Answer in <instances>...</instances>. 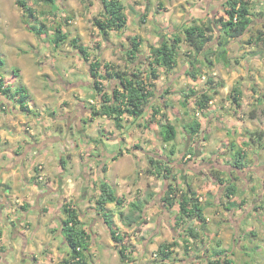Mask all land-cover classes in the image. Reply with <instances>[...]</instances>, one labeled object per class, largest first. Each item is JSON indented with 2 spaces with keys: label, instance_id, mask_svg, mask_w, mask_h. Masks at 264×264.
<instances>
[{
  "label": "rangeland",
  "instance_id": "obj_1",
  "mask_svg": "<svg viewBox=\"0 0 264 264\" xmlns=\"http://www.w3.org/2000/svg\"><path fill=\"white\" fill-rule=\"evenodd\" d=\"M120 1L126 8L127 26L122 30H112L105 34L93 24L94 19L99 18L102 11L98 0H55L53 4H45L39 0H26L27 7L25 8L19 6L16 0H0V58L4 62V64H0V75L4 77L5 85L12 88L24 83L28 85L29 94L33 99L31 105L35 108L33 110L38 113L43 112L44 119L47 118L48 121V116H52L53 120L50 126L56 131L54 135L60 136L62 140L57 138V141L52 142L55 147L54 152H57L56 155L58 152H62V155L58 156L53 162L54 169L51 172L46 171L45 167L47 170L48 167L43 164V180L38 179V166L42 164L40 162V164L35 163L32 168L34 173L30 180L31 184L42 192L47 189L50 190L43 193V196L48 195L46 202L50 201L54 210L49 214H45L47 210H41V215H39L42 220L46 219L45 224L51 223L56 218H58V223H61L63 218H65L66 214L62 207L55 212L56 208L58 210L56 206L58 201H70L74 204L79 211L82 224L93 226L96 222V217L97 221L98 219L102 221V218L96 216L93 212L96 205H94L92 199L99 192V183H101L103 173L99 169L98 162H95L89 168L87 167L90 171L89 173H87V170L84 171V167L87 166L84 158H87L85 153L88 146L83 139L84 128L78 124L75 118L73 119L75 104H85L91 107L92 104L98 106L97 98L94 97L95 91L91 89L93 79L89 74V61L91 59L99 60L102 71L104 70L103 64L105 62H111L123 70L136 66L146 71L147 59L145 60V58L149 48L158 46L163 35L172 40L170 37L174 32L182 28L183 25L196 21L201 15L188 10L200 4V1L206 5V0ZM260 2L261 0H249L252 20H255L254 18L256 17H260L263 20L264 3L260 4ZM139 3L144 8H147L144 17H141V13L135 9ZM28 8L33 11V16ZM214 14L217 16L223 15L222 6L220 9L217 8ZM211 15L212 13L208 16H203L205 17L203 20L206 21ZM256 24L258 29H255L256 26L250 27V32L243 36L244 44L250 37L254 38L258 30L262 31L264 29L261 23H255L254 21V25ZM37 27L42 28V33L36 32ZM57 28H60L67 37L55 45L53 39ZM134 35L141 43V54L138 56L137 62L136 60L131 62L127 57V49L130 47L131 42L130 38ZM73 38H77L78 44L87 48L89 61L84 60L79 54L72 43ZM246 44L250 45V43ZM257 45L259 46V52H263L264 48H261V44L258 43ZM237 49L234 46L232 51L228 52L229 58H242L241 55H238L240 53ZM195 55L196 53L190 49L188 44L182 42L177 54L176 67L170 71H166L162 67L159 68L160 78L156 80V96L153 99V105H163V113H160L154 121H150L151 108L149 107L146 108V112L140 118L124 117L122 121L123 129L120 134L122 140L121 138L118 140L106 139H114L110 133L111 126L116 128L114 121L110 123L104 118H98L99 121L93 122L87 119L85 125L89 130L91 129V132L89 131L90 138L97 139L102 134L106 137L100 136L99 138L103 142L101 147L107 152H118L120 148L124 147V139H128L130 145L125 149L128 152L132 151L140 154V159L135 155L136 163L139 165L128 179V185L132 182L131 186L125 187L118 184L119 190L126 193V206L124 209L127 210V204L129 203L127 201H129L130 197L142 194L141 192L144 190L152 191L155 188V192L158 195L162 193L161 180L157 178L158 176L153 177L151 173L147 172L150 168L148 161L150 155H155L157 158L161 156L165 159L170 156V160L175 161L173 169L175 168V173L179 179L181 177L182 181L178 184V188L185 187L182 177L189 175L188 180L191 183V187L195 190H202V197L204 198L201 201L206 207L205 213L209 220L203 230H199L201 226L194 223L195 227L201 231V240L187 238L183 230L184 226L175 224V216L178 213L177 204L174 207L165 205L160 207L162 202L159 197L158 203L160 206H154L157 201V195L152 208L146 212L147 217L145 216L143 220L146 219L152 223L150 228L155 231L153 236L157 239V242L161 239L168 242L173 240L178 242V245L173 248L170 260L164 264H207V260L213 258V251L217 248L226 250L223 258L230 259L232 264H264V189H260V179L256 176L254 182L246 186L251 189L250 192H245L243 189L244 181L236 180L238 187L237 199L230 201L225 195L226 190L223 189V186L214 183L208 174V172L217 170V174L221 177L225 179L229 177L230 169H224V167L229 162H232V149L234 147L232 145H235L234 150L240 149L248 154V158H246L248 164H252L256 156L261 159L264 158V151L261 145L256 147V149L248 145L252 137L256 138V132H264V105H258L255 100L251 101L248 99L249 105H245L246 108H243L241 107L242 101H239L240 98H236V100L231 96V91L230 93L219 94V89L225 86H227L228 90H231L235 81L233 84L230 82L226 83L220 76L218 78V76L212 74L216 68L224 70L222 67L224 64L216 61L213 55L211 59L214 60L216 66L214 64L211 68L202 56L195 57ZM195 59L198 61L195 62ZM138 61L144 64H138ZM191 61L196 63L198 70V77L194 80L186 75V72L192 70ZM208 78H212L214 84H208ZM221 83L223 86L220 85ZM104 84L107 87L110 86L108 81H104ZM208 87L213 88L212 90L210 89L211 93H213V101L209 102L205 111H201L197 108L194 97L187 98L186 92L193 88L196 93H199ZM167 88H170L169 94L166 95L165 102H162L159 97ZM214 90L215 92H213ZM44 93L50 94L48 100H43L40 97ZM72 98L77 103L71 104ZM89 98H92L93 103L88 100ZM45 100L49 101V103L46 104ZM237 102L239 105H237ZM165 104H167V107H165ZM52 109L54 110L53 112ZM79 109L80 107L76 108V111H79ZM69 111H72V113H69ZM4 113L5 110L0 111V115ZM32 116L33 114L24 116L27 125L32 121ZM228 116L236 120H246V123L252 124L251 129L245 125L241 134L233 135L232 132L227 133L225 129L227 128L228 120H230ZM165 120L174 124L177 130V135L172 142L176 148L174 156L169 154L172 145L165 144L161 138V123L165 122ZM192 120L199 121L202 126L200 131L193 136V139H190L191 136L188 134L187 126ZM22 122L24 121H20V123ZM41 127L43 128V123H41ZM115 130L119 131V129ZM242 139L247 143H242ZM186 146L189 147L192 154L187 157V160L184 159ZM194 150L197 154L196 160L199 157L198 162L202 167L190 169L185 164L187 161L194 160ZM201 150L205 151L202 157H200ZM255 151L258 152V155ZM93 154L96 157L99 156L98 146H95ZM61 158L65 161L64 167L61 166ZM199 172L200 174H198ZM116 174L117 171H115ZM231 175L234 176L237 173L233 172ZM87 176L90 177L88 182L92 179V186L87 185ZM112 179L113 177L111 181H113ZM60 184L63 191L62 200H59L58 195L53 194V190L55 191L53 188L56 187L58 189ZM68 188H73V192L71 193L69 190L66 192L65 189ZM84 194L88 195V197L86 198ZM216 194H219V196L216 197ZM37 195V193L32 195L30 202L33 203L29 202L28 206L32 204L35 206L36 202L40 201V199L36 200ZM215 201H219V206L215 207ZM242 201L243 203L241 204ZM10 204L15 206L16 209L13 210V206L11 207L8 214L12 216H9L8 219L11 217L21 219L24 212L27 211V206L22 208L18 201H11ZM42 205H45V203ZM237 209L239 210L237 211ZM114 218L121 231H126V237L128 234H133V230H126L124 223L122 227L119 214H116ZM103 226L101 222V229L98 230L99 234L97 235L96 258L93 257L92 253L86 252L88 264L112 263L114 248L108 247V243L112 244V242L108 231ZM51 232L56 235L58 233L57 227ZM150 237L152 239V236ZM143 238L141 236L140 239H131L134 241L132 242L129 236L128 242L130 241V243L128 247L130 251L139 252L142 248L141 244L138 249L136 248L135 250L134 248L137 243H141L140 241ZM185 239L189 240L188 244H186ZM61 241L64 243L65 240H60L59 237L58 250L63 252V254L59 255L52 264H58L63 258L69 256V249L62 250L63 243ZM94 245L88 241L89 249H94ZM150 245L153 247V251L148 252L147 264H153V262L154 264H163L159 263V257L154 255L158 243ZM105 253L111 256L107 258ZM133 257H135V254ZM106 258L107 263H105ZM15 261H17L16 264H25L14 256L13 262ZM27 264L32 263L28 261ZM115 264L121 263L118 261Z\"/></svg>",
  "mask_w": 264,
  "mask_h": 264
},
{
  "label": "trees",
  "instance_id": "obj_2",
  "mask_svg": "<svg viewBox=\"0 0 264 264\" xmlns=\"http://www.w3.org/2000/svg\"><path fill=\"white\" fill-rule=\"evenodd\" d=\"M45 4H53L55 0H39ZM101 6V14L99 18H95L93 24L103 33H107L112 30H122L127 26V15L125 13V5L120 0H98ZM16 3L25 8L27 7L26 0H16ZM223 9V15L217 16L211 15L206 21L201 18L196 21L183 25L168 39L162 36L158 46H152L146 54V71L142 68L133 66L131 69H120L117 65L111 62H105L103 64L104 70H101V62L97 59H91L89 61L88 50L85 46L78 44V39L73 38L72 43L77 48L79 54L86 61H89V74L93 79L92 89L95 91L94 97L97 98L98 106H92L91 115L96 117L99 115H105L108 118L114 120L115 126L119 129L123 127V118L128 116L132 119L140 118L146 112V108H151L150 121L157 119L156 117L163 113V105H153V99L156 96V80L160 78L159 68L162 67L166 71L173 70L177 65V54L182 42H186L190 49L196 53L195 57L202 56L209 65L213 67L215 62L211 59L212 55L216 61L222 62L224 65L229 63V44L233 39H241L246 33L250 32L252 23L250 3L249 0H225L221 5ZM220 9V7L218 8ZM30 14L33 16V11L28 8ZM145 15L142 14L141 17ZM201 20V22H200ZM44 26V25H43ZM42 28H36L37 33H42ZM67 35L60 30L56 29V34L53 39L55 45L63 41ZM130 47L127 49V57L134 62L138 59L140 53V40L134 35L132 36ZM253 39V40H252ZM261 43L264 48V32L260 31L254 38L250 37L246 43ZM210 57V58H209ZM198 61L197 59L194 60ZM190 62L192 70L186 72V75L190 76L193 80L198 77V70L196 63ZM0 64H4L0 58ZM138 64H144L138 61ZM104 81H108L109 87L105 86ZM208 84H214L212 78H208ZM220 85L223 86L221 83ZM170 89V88H169ZM168 88L159 97L160 101L165 102V97L169 94ZM210 89L204 88L201 92L191 88L186 92L187 98L193 96L195 104L198 109L205 111L208 108V104L212 99L213 93ZM215 92V90L213 91ZM0 93L9 98H15L19 104V107L23 111H28L29 93L24 85L15 86L12 88L5 85L0 75ZM231 96L235 99L239 98L240 89L234 86L231 90ZM236 99V100H237ZM236 105V104H235ZM237 105L238 102H237ZM167 107V104H165ZM202 124L199 121L192 120L188 124V134L193 139ZM160 134L162 141L165 144H171L172 147L169 150L170 155H175L176 148L172 144L174 141L177 130L174 124H171L167 120L161 123ZM264 138V132H256V138L252 140L259 141L260 145L264 148L262 139ZM96 142V140H94ZM195 152V151H194ZM191 153L190 149L184 152V157ZM122 152L112 153L109 158L116 160ZM194 155V153H193ZM150 168L147 172L152 175L162 177L167 180V187L161 195V201L167 207H173L178 204V213L175 216V224L177 226L188 225L193 219H197L201 223H205V216L203 213V203L199 200V196L188 185L187 190L180 191L177 187L176 176L173 174V162L170 160V156L167 159L161 156L157 158L155 155L148 157ZM99 163V162H98ZM233 170L242 171L248 168V162L246 161V152L240 149H236L233 153V159L231 162ZM61 166H65V161L61 158ZM230 167L228 164L224 167L227 169ZM102 173L106 171L105 163L99 166ZM213 178L220 185L225 186L228 199L234 196L238 192L236 180L240 179L238 175H229L227 179L217 174V170L211 172ZM260 184L264 189V172L259 174ZM166 186V185H165ZM151 198V193L146 197ZM96 202V210L102 216V222L104 223L114 245L118 248L121 262H125L128 259L126 251L128 246L125 242L126 234L120 233L114 225L111 218L110 210L107 209V204L114 203L115 206L120 207L123 204V198L117 196L112 186L107 180L99 184V192ZM243 201L241 202V204ZM63 211L66 216L61 221V229L65 243L69 249V256L63 258L58 264H88L86 252L89 251L88 239L90 234L82 226L80 214L77 207L70 201L62 203ZM143 205L141 201L129 203L128 211L123 214L120 212L121 218L129 226L141 225L143 220ZM190 226L184 227L187 238L198 239L199 232ZM186 244L189 240L185 239ZM178 242H161L156 249V254L162 261L168 259L173 251V247L177 246ZM219 246V244H218ZM189 247V245H188ZM187 248V245H186ZM214 256L207 260V264H232L230 259L223 258V254L226 252L223 248H217L214 251Z\"/></svg>",
  "mask_w": 264,
  "mask_h": 264
},
{
  "label": "crops",
  "instance_id": "obj_3",
  "mask_svg": "<svg viewBox=\"0 0 264 264\" xmlns=\"http://www.w3.org/2000/svg\"><path fill=\"white\" fill-rule=\"evenodd\" d=\"M224 1L225 0H206V5L205 3L203 4L202 1H200L201 2L200 4L195 5L188 11H193L192 13H195V14L200 13L201 15L199 17L201 18V20H203L205 18L203 16H208L210 13H212L213 15V13H215V10L221 7ZM262 3H264L263 0H261L260 4ZM258 7L261 8V6L259 5ZM135 9L136 11L141 13V16L142 14L146 15L145 10H147V8H144V6H141L140 3L136 6ZM254 19L255 20H252L251 27L256 26L255 29H258L257 24L254 25V21H255V23L257 22L261 23L263 26L262 28H264V16H263V20H261L260 17L259 18L256 17ZM260 31L261 30H258L257 34ZM262 31L264 32V29ZM242 39L243 37L241 39H233L229 44V53L232 51L234 46H236V48H238L237 50L240 53L238 55H241L242 58H237V57L229 58V63L227 65L222 66L224 70L221 68L220 69L216 68L212 72V74L215 76H218V78L220 77L223 78L226 83L230 82L231 84H233L235 81L234 85H232V88L234 86H237L240 89V94H239L240 100L239 101H242L241 107L244 108L245 105H249L247 101L248 99H250L251 101L255 100V102L258 105H264V51L259 52V49H258L259 46L256 43H254V41L253 43L251 42L250 45H247L246 43L245 44L243 43ZM1 77H2V80H4V77L3 76ZM20 85H24L27 88V91L29 93L28 85H26L25 83L20 84ZM231 90H228L227 86H225L224 88L219 89V94L222 95L223 93H230ZM49 96H50L49 93L48 94L44 93L40 97H42L43 100L44 99L48 100ZM88 100L93 103L92 98H89ZM212 101L213 100L211 99L210 102ZM32 102H33V99L30 96L28 103H27L28 111H23L19 107V104L15 98H9L8 96H5L2 93H0V111L5 110V113L0 115V143H1L0 144V264H16L17 261L13 262L14 256L16 257L17 260H20L22 263H25V264H27L28 261H30L32 264H52L59 255L63 254V252H60L58 250L59 237H60V240L64 239L62 229H61V223H58V218L54 219L49 224H45L46 219L42 220L39 217V215H41V212H40L41 210H47L45 214H49L50 212L54 210L53 207H51L52 203L50 201L46 202L48 199L47 197L48 195H46L45 197L43 196V193L49 192L50 190L47 189L46 191L42 192L41 190H38L35 187V185L31 184V181H30L34 173L32 168L35 163L40 162L42 166L43 164H45L48 167V170L46 169V167H45V170L49 172H51L54 169L53 162L56 160L58 156L62 155L61 154L62 152H58V154L56 155L57 152H54L55 147L53 146L52 142L55 140L57 141V138L59 140L61 139H60V136L54 135L56 131L53 130L52 127L50 126L51 121L53 120L52 116L51 115L48 116L49 121L47 120V118L44 119L43 112L38 113L35 110H33L35 108L34 106L31 105ZM45 103L47 104L49 103V101H46ZM72 103H77V102H75V100L72 98L71 104ZM92 106L94 105L92 104ZM75 107L76 108L80 107V109L79 111H76V108L75 110L73 109L74 111L73 113L75 114L73 116V119L75 118L78 124L84 128L83 139L85 140V143L88 146L87 152L85 153L87 158H84L87 162V166L84 167V171L87 170V173H89L90 171L89 169H87V167L89 168L93 166L95 162H99V166H100V163L101 164L105 163L106 171L105 173L102 174L101 182L103 181V179L105 180L109 179L108 183L114 189L115 194L123 198V204L120 207L115 206L114 203H109L106 206L107 209L111 211L110 214H111V218L114 222L115 227L120 233L125 234L126 231H123V230L121 231V229L117 226L118 224L116 223L115 218H114L116 214H119L122 227L124 226L123 225L124 223L126 225L125 227L127 231H129V229L134 231L133 234L131 235L128 234V236L126 237L127 239H125L127 246L130 243V241H132L131 239H134V238L140 239L141 236L144 237L143 240L140 241L141 243H137L136 244L137 246H135L134 248L135 250L136 248L138 249V247L141 244L142 248L139 252L130 251V248L128 247V250L126 251L128 259H126V261L123 263L120 260L118 248L114 245L109 235V238L112 244L108 243L109 245L108 247L114 248L113 254L115 258L113 257L112 263H107V258H109L111 256L110 254L112 253L111 252L110 254L105 253L107 256V258L105 259V263L115 264L116 262L120 261L121 264H142V263L147 264L146 261L148 259V252L153 251V247L150 244L158 243L159 245L161 242H168V241H164V239H161L159 242H157V239L153 236V233H155V231L153 230V228L152 229L150 228L152 225L150 221L145 219V221L139 226L137 225L129 226L125 223L123 218H121L120 212H123V214H125L129 209V203L141 201L144 207L143 209V218H144L147 214L146 212H148V210L152 208L155 197L158 194L157 192H155V188L152 191L142 190L143 191L141 192L142 194H138L136 196L133 195L132 197H130L129 201H127L129 203L127 204L128 208L126 210L124 209V207L126 206V201H125L126 193H124L123 191H120L119 185H118L120 184L125 187L131 186L132 182L128 185V179L130 178V175L136 171L135 169L139 165L136 163L135 155H137V158L140 159L139 158L140 154L134 153L132 151L128 152L125 148L129 147L130 142H128V139H124L125 141L124 147L120 148L118 151V152L121 151L122 154L116 160H111L109 156H111L112 153L107 152L104 148L101 147L103 142H102V139H100L99 137L104 136V135L102 134L98 136L97 139L90 138L91 135L89 131L91 132V129L89 130L85 124L87 123V119H90L91 121L94 122V121H99L98 118H104V120L106 119L110 123L111 121H114V120L106 117L105 115H99L96 117L92 116L91 106L77 103L75 104ZM53 111L54 110L52 109V112ZM82 112H84V114H82ZM69 113H72V111H69ZM30 114H33L32 116L33 118L31 119L32 121L28 124L30 126H28L25 122L24 116L30 115ZM76 117H78V119H76ZM253 117L256 118L255 116ZM228 118L230 120H228V125H227V128L225 129L227 133L232 132L233 135H238L243 132L244 130L243 128L245 125L249 129H251L252 127V124L246 123V120L244 121V119L236 120V119L230 118L229 116ZM20 121H24V122L20 123ZM41 123H43V128L41 127ZM115 129H119V128L117 127L114 128L112 126L110 127V133L114 139H109V138H106L105 136L104 137L107 140H118L119 138H121L122 140V137L120 134L122 132L123 127L119 129V131ZM94 139L96 140V142L94 141ZM250 141L251 142H248V145L253 147V149H256V147L260 146L259 141L257 140H250ZM263 141H264V138L262 139V142ZM242 143H247V142L244 141V139H242ZM95 146L99 147V156L97 157L95 156V154H93ZM187 146H186V151L189 150V147ZM232 147H233L232 150L234 153L235 145H232ZM261 148L264 151V148L263 147ZM204 153L205 151L201 150L200 157H202ZM255 153L257 154L258 152L255 151ZM191 155H192L191 153L187 154V156H185L184 159L187 160V157H190ZM196 155L197 154L195 151V155H193L194 160L186 162L185 165L187 168L191 169V168L202 167L198 162L199 157L197 158L198 160H196ZM246 158H248V154H246ZM171 162H173V160H171ZM205 163H207V161H205ZM230 164L231 163L229 162L228 166L230 167V172L231 173L236 172L240 178L239 180L244 181L243 189L245 190V192H250L251 189L246 186H249L250 185L249 183H253L256 176H258L259 178V174L261 171L264 172V158L261 159L259 156H256L254 159V162L252 164H248L249 167L243 169L242 171L233 170ZM174 169H173V174L176 176V182L174 183H176L178 187V184L181 181V177L179 179L178 175L175 173L176 170ZM115 171H117L116 175H115ZM109 172H110V175H109ZM230 172H229V175H231ZM198 174H200V172ZM208 174L213 179L214 183L218 184L215 181L216 179L212 177L211 172H208ZM151 176L154 177L155 175L151 174ZM112 177H113L112 180L114 182L111 181ZM88 178L90 177L87 176L86 178L87 182L89 180ZM157 178L161 180V191L163 193V191L167 187L168 181L167 180L165 181L164 179H162V177H157ZM182 179H183L185 187L179 188L180 191L187 190L188 185H189L191 190L197 193V195L199 196V200L201 201V199L204 198L202 197V190L201 191L197 189L195 190L191 187V183L188 180L189 175H184ZM92 182H93L92 179H90V182H88L87 185L92 186ZM51 187L53 186L51 185ZM58 187H59L58 189L56 187L53 188L55 189V191L53 190V194L58 195L59 200H62L61 195L63 194V191L61 188V184L60 186L58 185ZM72 189L73 188H68V189H65V191L67 192L69 190V192L72 193L73 192ZM223 189H225V186H223ZM260 189L263 190L262 187H260ZM34 193L38 194L36 197L37 198L36 200L40 199V201H38L39 204L36 202L35 206L33 204L31 206H28V203L30 202V199ZM149 193H151V198L146 199ZM41 195L43 197H39ZM161 195H158L156 197L157 201L155 200L156 204L154 206H160V204L158 203V200H159L158 198L160 197L161 199ZM216 195H217L216 197L219 196V194H216ZM87 197L88 195H86V198ZM96 198L97 196L92 199V202L94 203V205H96V202H95ZM234 199H237L236 194L234 196H231L230 201H233ZM88 200L86 201L88 202ZM11 201L12 202L18 201L19 204L22 205V208L27 206L26 207L27 211L24 212L21 219L20 218L14 219V217L13 218L11 217L10 219H8L9 216H12L8 214L9 210L13 206L10 204ZM215 202H216L215 207L219 206V201H215ZM30 203H33V202H30ZM43 203H45V205H42ZM62 203H63L62 201L57 202L56 206L58 207V210L56 208L55 212L59 211V208L62 207ZM163 205L164 204L162 202L160 207H162ZM174 206H176V204ZM237 206H234V207H237ZM12 208L13 210L16 209L15 206H13ZM203 208H204L203 213H204L206 222L203 224L197 219H193L189 222V224H191L192 222V226L194 227V229L199 232L198 240H201V231L199 230H203L207 221L209 220V218L207 217L205 213L206 207L204 204H203ZM238 210L239 209H237V211ZM116 211H118V213H116ZM93 212L96 214V216L102 217L96 210V206H94ZM43 217H45V215H43ZM95 220L96 222L93 226L82 224L83 228H85L87 232L90 234V238L88 241L95 244L94 249L91 248L88 251L89 253L93 254L94 258H96L95 252H96V244H97V235L99 234L98 230L101 229V222H102V221H99L100 219H98L97 221V217L95 218ZM59 222H60V219H59ZM194 223H197L199 224V226H201L199 230L195 227ZM102 224L104 225L103 222ZM189 224L188 225L183 224L181 226H184V227L190 226ZM56 227L58 229V233H56L55 235V234H52L51 231L55 230ZM103 227H105V225ZM184 233L186 235L185 231ZM129 236H130V241L128 242ZM150 236H152V239H150L151 238ZM64 249L68 250V246H66L65 241L62 246L63 251ZM134 254H135V257H133ZM172 254L173 252L170 254V257L164 261H162L161 258L156 253L154 255L159 257V260H160L159 263L164 264L168 260H170ZM98 264H101V263H98Z\"/></svg>",
  "mask_w": 264,
  "mask_h": 264
},
{
  "label": "built area",
  "instance_id": "obj_4",
  "mask_svg": "<svg viewBox=\"0 0 264 264\" xmlns=\"http://www.w3.org/2000/svg\"><path fill=\"white\" fill-rule=\"evenodd\" d=\"M38 168H39L38 179L43 180L44 179V173L42 171V165H39Z\"/></svg>",
  "mask_w": 264,
  "mask_h": 264
}]
</instances>
